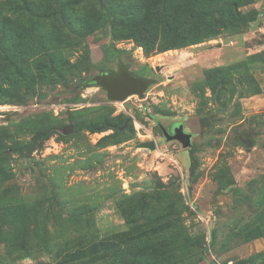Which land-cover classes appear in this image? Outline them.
<instances>
[{
	"label": "rangeland",
	"instance_id": "rangeland-1",
	"mask_svg": "<svg viewBox=\"0 0 264 264\" xmlns=\"http://www.w3.org/2000/svg\"><path fill=\"white\" fill-rule=\"evenodd\" d=\"M150 1L115 0V6L127 15L136 2L139 17ZM47 2L28 12L43 19ZM10 4L0 0V12ZM234 4L211 0L206 22L222 23ZM75 9L79 20L102 12L96 0H79ZM240 11L247 22L239 30L164 52L147 54L131 36L113 39L109 24L70 35L57 59L64 82L48 75L0 102V127L26 141L39 129L57 127L27 157L12 153L6 165L14 177L0 180L4 211H48L49 237L58 247L84 241L88 230L100 238L128 229L124 213L136 221L137 243L169 245L163 264H264V0ZM58 20L46 17L33 29L69 33ZM21 42L26 47V40L18 47ZM29 61L33 70L42 65L36 56ZM119 61L155 80L144 98L113 101L96 83L81 87L118 70ZM20 123H30L27 133ZM70 124L73 131L65 134ZM181 125L192 134L190 148L163 133L162 126L173 134ZM99 127L107 129L93 130ZM118 130L124 131L119 140H101ZM148 141L156 149L139 146ZM18 205L24 208L14 210ZM43 256L16 264H46Z\"/></svg>",
	"mask_w": 264,
	"mask_h": 264
},
{
	"label": "trees",
	"instance_id": "trees-1",
	"mask_svg": "<svg viewBox=\"0 0 264 264\" xmlns=\"http://www.w3.org/2000/svg\"><path fill=\"white\" fill-rule=\"evenodd\" d=\"M10 1V8L0 12V102L13 92L16 93L23 84L29 88L48 75L64 82V74L60 71L61 64L57 59L66 47V42L72 39L70 35L76 32L80 34L88 30L85 35L97 27L109 24L113 39L131 36L147 54L164 52L214 38L223 30H239L247 22L240 6L252 0H234L235 4L227 7L226 14L219 20L222 23L206 22L211 0H153L145 4L143 10L146 14L139 17L136 13V2H132L133 10L124 15L118 11V6H115V0H96L102 12L97 14L94 11L96 17L88 16L87 19L80 20V12L75 9L79 0H48L43 19L40 12H28V9L33 5L38 8L45 7L42 3L44 0H37L36 4L32 0H22L21 3ZM46 17H58V22L67 25L65 27L68 30L65 31L69 33L63 32L61 27L57 33L52 31L51 34H46L45 28L38 30L36 34L34 24L40 20L45 24ZM182 18L186 19V23L181 21ZM88 20L91 22L90 27H86ZM17 37L20 41H27L26 47L23 42L18 47L20 41ZM25 50L36 56L37 65L39 62L42 64L37 66V70L29 66L30 55ZM112 56L118 58V52H113ZM90 79L88 83H80L81 87L95 84ZM21 90L19 92H22ZM30 126V123H20L18 128L25 134L26 128ZM106 129L107 127H99L93 130ZM56 132L57 127L42 128L26 141L9 127H0V180L14 177L13 171L6 165L12 153L25 158L27 152L42 146L36 147L37 142L42 144ZM121 134H124V131L118 130L116 134L105 136L101 140H119ZM142 198L143 202L148 204L147 198ZM158 198L157 195L153 197L156 202ZM17 204L19 203H15ZM23 208L18 205L14 210ZM23 213V210L5 212L0 206V264H16L21 260L35 259L40 254L47 256L49 262L46 264H163V258L171 251L169 245L164 243H137L141 238L134 234L136 221L124 213L128 229H115L100 238H95L91 230H88L84 233V241L66 243L59 247L52 243L49 237L51 216L48 211L28 216ZM213 238L214 232L211 229V242Z\"/></svg>",
	"mask_w": 264,
	"mask_h": 264
},
{
	"label": "water",
	"instance_id": "water-1",
	"mask_svg": "<svg viewBox=\"0 0 264 264\" xmlns=\"http://www.w3.org/2000/svg\"><path fill=\"white\" fill-rule=\"evenodd\" d=\"M90 80L107 91L108 98L113 101H124L131 95H138L140 98H144L147 89L155 82L153 78L137 76L128 65L121 61L118 62V70L96 75ZM162 130L168 140H176L184 148L191 147L192 134L187 133L182 125L177 127L173 134L169 133L163 126ZM72 131V124L64 129L65 134H69ZM246 144L251 146L250 141H246ZM139 146L156 149L154 141L143 142Z\"/></svg>",
	"mask_w": 264,
	"mask_h": 264
}]
</instances>
